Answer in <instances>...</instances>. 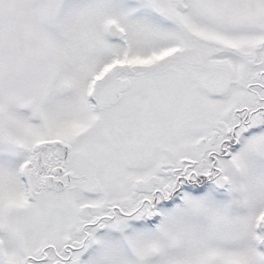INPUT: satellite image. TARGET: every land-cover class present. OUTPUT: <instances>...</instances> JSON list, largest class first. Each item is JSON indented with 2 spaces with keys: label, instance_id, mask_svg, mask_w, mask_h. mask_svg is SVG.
Here are the masks:
<instances>
[{
  "label": "snow or ice",
  "instance_id": "6c2138e0",
  "mask_svg": "<svg viewBox=\"0 0 264 264\" xmlns=\"http://www.w3.org/2000/svg\"><path fill=\"white\" fill-rule=\"evenodd\" d=\"M0 264H264V0H0Z\"/></svg>",
  "mask_w": 264,
  "mask_h": 264
}]
</instances>
